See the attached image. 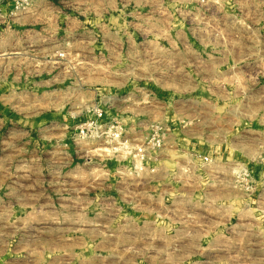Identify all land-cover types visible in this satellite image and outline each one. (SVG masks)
Returning a JSON list of instances; mask_svg holds the SVG:
<instances>
[{
	"label": "rangeland",
	"instance_id": "rangeland-1",
	"mask_svg": "<svg viewBox=\"0 0 264 264\" xmlns=\"http://www.w3.org/2000/svg\"><path fill=\"white\" fill-rule=\"evenodd\" d=\"M0 264H264V0H0Z\"/></svg>",
	"mask_w": 264,
	"mask_h": 264
},
{
	"label": "built area",
	"instance_id": "built-area-1",
	"mask_svg": "<svg viewBox=\"0 0 264 264\" xmlns=\"http://www.w3.org/2000/svg\"><path fill=\"white\" fill-rule=\"evenodd\" d=\"M216 0H197L200 6L209 5ZM62 56V54H60ZM93 117L81 122L77 128L78 132L87 138H105L111 143H115L116 146L112 147L115 151L131 155L132 157V170L134 172H142L145 169V162L149 159L150 150L158 148L162 143V134L160 129L154 127L150 134L146 137L142 143L133 144L129 139L122 138L121 133L123 131L122 124L116 119H106L105 111L99 105L91 109ZM205 161H208V157H203ZM149 170H153L150 168Z\"/></svg>",
	"mask_w": 264,
	"mask_h": 264
},
{
	"label": "crops",
	"instance_id": "crops-1",
	"mask_svg": "<svg viewBox=\"0 0 264 264\" xmlns=\"http://www.w3.org/2000/svg\"><path fill=\"white\" fill-rule=\"evenodd\" d=\"M196 1H197V0H196ZM59 15H60V19L63 18V17H65V18H69V19H72L71 14H67V13L60 12ZM60 38H61V40L64 39V38H66L67 40H65V41H66V42H69V41H68V39H69L68 36H66V37H60ZM63 42H64V41H63ZM6 53H7V54H10V55H13V54H18L19 52H13V51H12V52H6ZM6 53H5V54H6ZM58 57H59V59L66 58V56L60 57L59 55H58ZM56 63H61V64H63L61 60H60V61L57 60ZM91 114H92V113H91ZM91 114H89V117L91 116ZM148 168L150 169V168H152V167H151V166H148Z\"/></svg>",
	"mask_w": 264,
	"mask_h": 264
}]
</instances>
